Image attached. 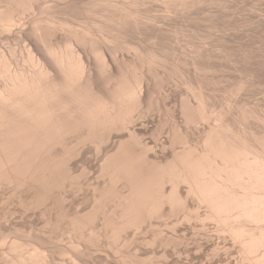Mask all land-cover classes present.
I'll list each match as a JSON object with an SVG mask.
<instances>
[{
  "label": "bare ground",
  "instance_id": "6f19581e",
  "mask_svg": "<svg viewBox=\"0 0 264 264\" xmlns=\"http://www.w3.org/2000/svg\"><path fill=\"white\" fill-rule=\"evenodd\" d=\"M0 1H3L5 4H1L2 6H0V32L6 34L18 30L16 33L19 39L21 38V43H24L22 47L25 46V54L23 53L25 58L23 59L22 57V59L24 60V64H26V67L21 68L20 65V67L18 66L19 63L15 62V65L17 64V67H15L11 62L13 58L10 60L5 55L0 54V81H2L0 84V191L4 194V190H6V192L7 190L10 191L7 192L8 194H5L7 195L6 198H10L11 200L14 198L13 201H18L15 196L17 197V195H20L22 197L23 194H26L28 197L25 198L23 196L26 201L23 200V204H20L19 207L25 206V210L30 211L33 205L35 206L33 208L34 210L32 209L33 211L31 212L33 214H35L34 212L36 210L38 211L43 207L42 212L44 214L43 217H45L46 214L44 213V209L47 206L48 208L45 209L46 211L54 206H50L51 204H54L55 201H59V203L55 205L58 208L67 198V195H65L66 197L63 195L67 192V188H74L76 184L77 186L79 185L76 182L78 175H74L76 172L73 171L76 170L74 161L79 160V158L83 156H104V158H101L102 162L99 164V169H97L100 170V177L104 182H102L103 180L100 181L103 185L101 184V186L98 184L99 186H97V192L93 199L94 201L92 200L95 204L93 203L94 206L91 205L93 208L89 213H87L88 210L84 214L81 213L82 215L74 212L76 214L72 215L68 222L71 224V232L77 230L75 232L76 235L77 233L79 235L83 232L86 233L85 229H89L88 226H91L93 221H96V217H100L101 215L104 222L103 228L105 229L104 234L106 237L109 238L108 233H110L111 240L119 241L124 237L125 233L123 232L125 231H127V233L129 230L140 232L142 227H145V224L146 226L148 224L149 228L152 227V222H154L153 220L155 219H159L161 222L163 220V223H167L164 222L165 220L168 221L167 218L175 219L176 217L175 223L171 222V225H174V232H176L175 228L177 225L182 228L184 227V233H180L183 234L182 238H180L177 233L173 235L178 237L174 236V238H170V234L166 233L165 235L163 231L158 232L154 238H161L157 240L161 241L160 243H163L164 246L172 245V247H174L176 245L178 249L177 243L185 240L186 237H184V235L192 236V234H194V236H192L194 242H192V244L190 241V245L192 246L188 247H190V250L191 248L195 249L194 253L192 251V254H194L193 257L196 256L195 259L200 260V262L196 260L198 264H264V115L260 114L261 112H257V110L255 111V109L251 110L247 108V110H245L243 107L237 108L238 112L234 114H236L235 118L236 120L238 119V123L234 124V122H236L235 120L231 123V119L229 118L230 120H228L227 117H225V113L227 112L223 111L224 109L222 110L224 113L220 112V110L219 112L216 111L214 105L212 106L210 103L211 99L209 100V97L207 98L205 95L202 96L204 84L201 83L200 78L202 77L201 74L203 72L205 73V70H207V67L205 68L202 66L203 64L198 63L197 60L199 58L197 60L195 58L191 61V65L197 88H189L192 85L187 88H189L188 91L192 88L195 89H193V92H195V98L198 99L197 106H194L192 102H190L191 99L185 101L184 104L181 102L183 106L180 110H182L181 115L183 120L182 122L180 120L181 126L174 123L175 125H173V127H171L172 130H170L172 132H167L168 134L171 133L170 135L165 134L166 132H164L160 125L161 122L158 124L161 127H157L156 125L155 129V122L153 123L154 127H150L151 125L149 126L146 124L148 117L159 112V108L163 106L159 105L163 102L161 100L162 98H160V103L158 102L159 98L155 99V96V98H152L153 92L151 91L152 93H150L151 81H149L151 78L155 82L156 80L154 78H157V81L160 80L158 71L162 67L161 64L163 62L161 58V53L163 52H161V50L163 48L160 47L159 43L161 40V31L163 30L160 29L162 28L159 21L160 17L158 18L156 12L158 13L161 6L165 8V11L168 13H194V11L197 10H205L207 6H211L212 8V5L216 6V2H220V0H52L54 3L51 2L52 4L48 6L45 5L44 7L38 4L45 0ZM37 6L49 11L48 18L46 17L47 19L42 20L41 18L36 19L32 16V20L30 19V22H28L29 26L22 24L24 21H21L23 16L34 11ZM88 7L89 10L100 19L94 21L90 26L83 25L84 27L80 28L74 27L65 19L61 20L56 17L59 13H68V11H77L79 9L86 10ZM83 13L85 12L83 11ZM89 22L91 23V21ZM22 25L24 26L22 27ZM131 30L132 32H136L134 37L137 35L136 38L140 36V39L144 37L143 35L145 33V36H148L149 32H151V36H149L150 39L148 40L149 37L142 38V43L138 42L136 44L132 41L129 43L127 38L131 36ZM146 30L148 32H145ZM129 32L131 33L129 34ZM60 33L64 34L60 36L62 39L58 38ZM127 34L129 36H127ZM30 36H32L33 39ZM63 36L66 37V43L63 41L65 38H63ZM140 39L139 41L141 42ZM143 39L149 42H145L144 44ZM59 40H62L63 43ZM10 49L11 48H9V50ZM127 52L130 56L133 53V56L131 59L125 60L122 54H127ZM196 52L198 53L197 50ZM13 54L17 56L14 52ZM119 54L122 58H119ZM129 55H126V59ZM15 60L17 61L16 57ZM179 64L180 62L178 65L173 64L175 66L174 69H178L175 72H179V66H181V64ZM165 71L164 69V72ZM175 72L173 74H176ZM163 75H161V77ZM183 75L184 74H182L181 77ZM182 79H184V76ZM186 81L187 80H185L184 84L189 85L190 81H188L189 84H186ZM155 82L154 84H156ZM161 83L164 85V82L160 80L158 83L160 87ZM158 84H156L157 89L162 91ZM241 85L242 84H240V86ZM240 86L237 85V88H240ZM152 89L154 91L155 88ZM196 90L199 91L197 92ZM163 91L161 93H163ZM194 101V103H196V100ZM233 112L231 109L228 111V114ZM159 114L161 113L159 112ZM154 116H156V114ZM152 120L154 121L155 119H151V121ZM150 128L153 130H150ZM164 128L166 129V127ZM161 133L167 136L164 138L165 140L161 138V136H165L163 134L161 135ZM147 136H150V141L152 140L157 146H151L149 141H146V139H149ZM193 137L196 140L195 143L192 142V140H194ZM148 156L172 157L163 163V161L158 160L159 157L157 159L153 157L154 159H152ZM83 159L85 158L80 160L82 161ZM96 162L97 159L95 162L93 161V163ZM78 165L79 167L81 166L80 163ZM88 165L90 167L92 164L89 162ZM82 168H84V166ZM85 168L82 170L83 174L86 173ZM83 176H81V179ZM91 178L93 179V177ZM169 186L170 190L168 189ZM76 188H79V186ZM0 194L2 195L1 192ZM5 195L3 196L4 198ZM8 195H10V197ZM3 197L1 198L0 196V203L2 199L4 202L7 200ZM55 197L57 200L53 201L52 198L55 199ZM76 197L78 199L79 196ZM10 199L6 201L7 204L6 202L4 204L7 207L12 205L10 207L11 209H9H13L14 212V210H18V206L16 205L17 201L14 204ZM90 199L91 198H89V200ZM46 201L47 204L51 201V204L46 206V203H44ZM8 202L11 205H9ZM2 203L0 205H2ZM37 207L41 208L37 209ZM54 207L53 210L56 208ZM0 208L4 209V207L1 206ZM21 210L22 209L19 211L21 212ZM25 210L23 213H26ZM5 212L7 213L8 211ZM20 212H14L13 217L20 218L21 214L22 217L32 215L30 213L28 214V212L26 214ZM60 212L62 213V209ZM17 213L18 215L15 216ZM1 214L5 215V213ZM61 215L63 216L64 214H58L59 218L57 217V219H60L62 217ZM11 217L8 221L7 219L9 217L7 214L4 216V218H6L5 220L3 217H0V224L4 225V221H7L6 224H12L9 222L10 220L12 221ZM29 217H23V222L27 223L28 220L26 222L24 219ZM101 217L98 219L100 220ZM20 220L19 224L17 223L18 226L21 223L24 224L21 222L22 220ZM60 220H62V218ZM56 221L58 223L56 225L59 226L60 221ZM193 222L196 223L195 226H193ZM28 223L31 224V221ZM10 224L7 226H10ZM167 224L170 225L169 222ZM182 224L185 225L183 226ZM169 225L166 227H169ZM21 226L22 225L15 228L20 230ZM72 226L74 229H72ZM172 226H170L169 229L173 230ZM12 227H14V225ZM95 227L98 228L97 225ZM10 228L11 227L8 229ZM38 228H36V230H40ZM6 229L7 228L4 230ZM17 231H15L16 234L19 233ZM20 231L22 232L23 228ZM25 231L27 230H24L23 233ZM210 231L213 232L211 235ZM1 232L2 231H0V233ZM11 232L14 233V231ZM31 232L33 231L31 230ZM26 233L27 232H25V234ZM27 234L29 235L31 233ZM104 234H102V236H104ZM2 235L3 238L1 237ZM2 235L0 236L1 249L3 246L8 245L7 240L4 239L6 235ZM28 235L25 237H28ZM168 235L170 237H168ZM53 238L54 240L56 239L55 237ZM82 238L84 237L82 236ZM126 239L127 238H125V241ZM58 241L60 240H57V243ZM91 242V244H93V240ZM220 242H223L225 245L227 243L228 245L231 244L233 250L229 251L230 247H224L225 250L223 251V244H221V247ZM123 243L125 244V242ZM148 244L150 245V241ZM24 245H26V243L22 244V242L17 240L11 241L9 246H7L8 253H16L18 255L13 257L15 254L11 256L5 253L8 258L6 259L4 254L5 260L2 261V263L0 261V264H46L50 262L47 261L46 251L43 252V249L46 250V247L39 246L43 248L41 251L39 247L33 245H30L31 247L27 245L24 247ZM75 245L74 248L76 250H78V248L80 249V244L78 246ZM28 247L30 249L33 247V250L31 249V251ZM172 247L171 249H173ZM25 248L29 249L31 252H28L29 250L27 249L25 251ZM176 248L174 247L175 250H177ZM88 249L89 248H87V250ZM137 249L135 251H137ZM174 249L173 251L175 254ZM173 251L171 250V252ZM180 252L178 251V253ZM178 253L175 254L176 257ZM157 255H159V253ZM180 256L181 255L177 258L173 257L175 259L173 261L176 264H183V260H181L182 257ZM49 257L51 256L49 255ZM100 259L98 257V260ZM143 260L141 259V261ZM185 260H188V257L187 259L185 258ZM89 261L91 260L89 259ZM53 262L56 263L55 260ZM185 262L187 264L190 263L189 261ZM194 263L197 264L196 262ZM136 264L138 263L136 262Z\"/></svg>",
  "mask_w": 264,
  "mask_h": 264
},
{
  "label": "rangeland",
  "instance_id": "374dc122",
  "mask_svg": "<svg viewBox=\"0 0 264 264\" xmlns=\"http://www.w3.org/2000/svg\"><path fill=\"white\" fill-rule=\"evenodd\" d=\"M54 1V0H53ZM52 0H45V1H41L40 2V4H38V5H40V6H42V7H44L45 5L46 6H48V5H50V4H52L51 2H53ZM261 1V2H260ZM48 2V3H47ZM246 2H248V3H246ZM54 3V2H53ZM222 4V5H220V4ZM244 3V4H243ZM4 4L3 3V1L1 2L0 1V6H2V5ZM226 4V5H225ZM257 4V5H256ZM5 5V4H4ZM216 6H214V5H212V8H211V6H207V8H205V10H197V11H194V13L192 12V13H186V14H183V13H181V12H171V13H168V12H166L165 11V8H162L161 6H160V9L158 10V13L156 12V14H158V18H159V21H160V26H162V28H160V29H162L163 31H161V36H160V38H161V40H160V47H162L163 49L161 50V52L163 53H161V58H162V60H163V62H162V64H161V68H160V72L158 71V75H160L159 77V79L161 80V81H163L164 82V85H162L163 83H161V87L159 86V81H157V78H154L155 80H156V82L155 81H153V79L151 78V79H149V81H151L150 83V93H152L153 95V97L152 98H155V99H157V98H159V103L161 102V100L163 101V102H161L159 105H163L161 108H159V112L161 113V114H159V112H156L155 114H156V116H157V114H158V116H157V121H156V116H154L155 114H153V116L151 115V116H149L148 117V119L146 120V124H148L150 127H154V124H155V127H154V129L156 128V125H157V127L159 126L158 124H159V122H161L160 123V125L162 126V129L164 130V132H166L165 134L166 135H170V134H168L169 133V131L170 130H172V128L171 127H173V125H175L174 123H177V124H179L180 125V120H181V122H182V115H181V111L182 110H180V109H182V106H183V104L185 103V101H189L190 99V102H192V104L194 105V106H197L196 104H198V99H196L195 98V92H193V89L194 88H197L196 87V81H195V76H194V72H193V69H192V62L191 61H193L195 58H196V60L198 61V63H201V64H203L202 66H204L205 68L207 67V70H205V73L203 72L201 75H202V77L200 78L201 79V83L202 84H204L203 85V90L205 91H203V95L202 96H206L211 102V104H212V106L214 105V108L216 109V111H218L219 112V110H220V112H222V113H224L223 111H225V112H227V113H225V117H227V119L228 120H230L231 121V123H233L234 122V120L236 121V122H234V124L236 123H238L237 121H238V119L236 120V114H234V113H237L238 112V109L237 108H242L243 107V109H245V110H247V108H249V109H255V111L257 110V112H261L260 114H263L264 115V0H220V2H216V4H215ZM244 5V6H243ZM38 7V6H37ZM37 7L34 9V11H31L30 13H28L27 15H25V16H23V18H22V20L21 21H23L22 22V24H25V25H27V26H29V23L28 22H30V19L32 18V16H33V18L35 17L36 19H42V20H45V19H47L48 18V13H49V11H47V10H44V8H42V7H38V9H37ZM223 7V8H222ZM230 7V8H229ZM210 8V9H209ZM236 8V9H235ZM243 8V9H242ZM261 8V9H260ZM164 9V10H163ZM215 9V10H214ZM163 10V11H162ZM210 10H211V12H210ZM214 10V11H213ZM45 11H47V12H45ZM83 11L85 12V13H83ZM205 11H208V12H205ZM236 11V12H235ZM44 12V13H43ZM82 12V13H81ZM238 12V13H237ZM246 12V13H245ZM177 13V14H176ZM179 13V14H178ZM196 13V14H195ZM198 13V14H197ZM34 14V15H33ZM67 14V15H66ZM160 14V15H159ZM163 14V15H162ZM169 14H170V16H169ZM202 14H203V16H202ZM260 14V15H259ZM31 15V16H30ZM36 15V16H35ZM171 15H173V16H171ZM189 15V16H188ZM199 15V16H198ZM211 15V16H210ZM253 15V16H252ZM262 15V16H261ZM96 16V17H95ZM193 16V17H192ZM208 16V17H207ZM241 16V17H240ZM25 17V18H24ZM37 17H39V18H37ZM44 17V18H43ZM47 17V18H46ZM56 17L58 18V19H65L66 21H68L71 25H73L74 27L76 26V27H78V28H80V27H84V26H90L94 21H97L99 18H98V16L97 15H95L92 11H90L89 10V7L86 9V10H81V9H79V10H74V11H68V13L67 12H65V13H59V14H57L56 15ZM156 17H157V15H156ZM172 19H171V18ZM192 17V18H191ZM196 17V18H195ZM247 17V18H246ZM251 17V18H250ZM259 17V18H258ZM78 18V19H77ZM157 18V19H158ZM170 18V19H169ZM181 18V19H180ZM209 18V19H208ZM220 18V19H219ZM261 18V19H260ZM96 19V20H95ZM164 21H163V20ZM224 19V20H223ZM32 20V19H31ZM85 20V21H84ZM100 20V19H99ZM184 20V21H183ZM216 20V21H215ZM20 21V22H21ZM26 21V22H25ZM89 21H91V23L89 22ZM159 21H158V25H159ZM253 21H254V23H253ZM81 22V23H80ZM89 23V24H87V23ZM163 22V23H162ZM169 22V23H168ZM184 22V23H183ZM212 22V23H211ZM217 22V23H216ZM248 23V24H247ZM21 24V23H20ZM81 24V25H80ZM189 26H188V25ZM241 24V25H240ZM84 25V26H83ZM182 25H183V27H182ZM195 25V26H194ZM249 25V26H248ZM24 25H22V27H23ZM26 26V27H27ZM164 26V27H163ZM167 26V27H166ZM177 26H179V27H177ZM210 26V27H209ZM262 26V27H261ZM190 27V28H189ZM243 27V28H242ZM249 27V28H248ZM247 28V29H246ZM254 28V29H253ZM185 29H187V30H185ZM190 29V30H189ZM213 29V30H212ZM236 29V30H235ZM259 29V30H258ZM211 30V31H210ZM18 30H16V32H17ZM166 31V32H165ZM177 31V32H176ZM183 31V32H182ZM243 31V32H242ZM16 32H13V33H16ZM131 32H132V30H131ZM131 32H129V34L131 33ZM134 32V33H133ZM130 35L131 36H129L128 34H127V36H129V38H127L128 40H129V43H131L130 41H132V42H134V43H142V38H148L149 36H151L150 35V33L151 32H149V34H148V36L146 35L145 36V32H148L147 30L145 31V32H143V33H145L143 36L144 37H141V39L139 38V37H137V38H139L140 40H141V42L139 41V39H137L136 38V36L134 37V35H135V31H133ZM163 32V33H162ZM209 32V33H208ZM13 33H6V34H3V33H1L0 32V54H3V55H5L7 58H9L10 60H11V62L13 63V65H15V62L16 63H19L18 64V66L20 65L21 66V68L23 67H26V64H24V58H25V49H24V47H22V45H24V43L22 44L21 43V41H20V39H19V37H18V35H17V33L16 34H13ZM179 33V34H178ZM217 33V34H216ZM232 33V34H231ZM171 34V35H170ZM178 34V35H177ZM62 35H64V34H59L58 35V38L59 39H62V37L60 38V36H62ZM168 35V36H167ZM175 35V36H174ZM187 35V36H186ZM198 35V36H197ZM249 35V36H248ZM258 35V36H257ZM3 36V37H2ZM170 36V37H169ZM179 36V37H178ZM190 38H189V37ZM213 36V37H212ZM30 37H32V36H30ZM65 36H63V38H64ZM199 37V38H198ZM260 37V38H259ZM16 38V39H15ZM240 38V39H239ZM8 39V40H7ZM15 39V40H14ZM32 39H33V37H32ZM66 39V37L63 39V41H64V43H66V41L67 40H65ZM150 39V37L148 38V40ZM206 39H207V41H206ZM3 40V41H2ZM128 40H126V41H128ZM148 40H145L144 41V39H143V42H144V44H145V42L147 43V42H149ZM194 40V41H193ZM248 40V41H247ZM14 41V42H13ZM22 41H23V39H22ZM59 41H61L62 42V40H59ZM137 41V42H136ZM203 41V42H202ZM234 41V42H233ZM10 44H9V43ZM218 42V43H217ZM12 43V44H11ZM18 43V44H17ZM63 43V42H62ZM133 43V44H134ZM202 43V44H201ZM220 43V44H219ZM248 43V44H247ZM7 44H8V46H7ZM149 44V43H148ZM174 44H175V46H174ZM240 44V45H239ZM246 44V45H245ZM251 44V45H250ZM180 45V46H179ZM201 45H202V47H201ZM215 45V46H214ZM224 45V46H223ZM7 48H6V47ZM210 46V47H209ZM245 46H246V48H245ZM181 47V48H180ZM225 47V48H224ZM255 49H254V48ZM6 48V49H5ZM9 48H11L10 50H9ZM186 48V49H185ZM195 48V49H194ZM208 48V49H207ZM229 48V49H228ZM179 49V50H178ZM194 49V50H193ZM203 49V50H202ZM216 49V50H215ZM222 51H221V50ZM233 49V50H232ZM253 49V50H252ZM21 50H23V51H21ZM196 50L198 51V53L196 52ZM201 50V51H200ZM207 50V51H206ZM210 50V51H209ZM218 50H220V51H218ZM11 51V52H10ZM15 53V55H17V56H14V54H13V52ZM169 51V52H168ZM217 51H218V53H217ZM230 51V52H229ZM5 52V53H4ZM166 52V53H165ZM172 52V53H171ZM226 52V53H225ZM24 53V54H23ZM174 53V54H173ZM191 53H192V55H193V57H192V55H191ZM206 53H207V55H206ZM220 53V54H219ZM224 53V54H223ZM234 53V54H233ZM23 54V55H22ZM120 54H122V53H120ZM120 54H119V58H122L121 56H120ZM133 54V53H132ZM131 54V56L128 54V52H127V54H122V56H124L125 58V60H128L129 58L131 59L132 58V55ZM177 54V55H176ZM195 54V55H194ZM126 55H129L128 56V58L126 59ZM180 55V56H179ZM188 55V56H187ZM221 55V56H220ZM225 55V56H224ZM227 55H229V56H227ZM253 55V56H252ZM14 56V57H13ZM165 56V57H164ZM173 56H175V57H173ZM191 56V57H190ZM263 56V57H262ZM15 57H16V59H17V61L15 60ZM19 57V58H18ZM22 57H23V59H22ZM184 57H186V58H184ZM193 58V59H192ZM214 58V59H213ZM123 59V60H124ZM165 59V60H164ZM167 59V60H166ZM174 59V60H173ZM178 59H179V61H178ZM181 59V60H180ZM228 59V60H227ZM240 59V60H239ZM20 60V61H19ZM122 60V59H121ZM203 60V61H202ZM209 62H208V61ZM257 60V61H256ZM14 61V62H13ZM166 61V62H165ZM205 61V62H204ZM232 61V62H231ZM180 62V64H181V66H179L180 68H179V72L177 71V72H175L176 70H178V69H174L175 68V66L174 65H178V63ZM222 62V63H221ZM225 62H227V63H225ZM232 63V64H231ZM235 63V64H234ZM248 63V64H247ZM173 65V66H171V65ZM179 64V65H180ZM188 64V65H187ZM24 65V66H23ZM19 66V67H20ZM164 66V67H163ZM225 66V67H224ZM15 67H17V64L15 65ZM172 67V68H171ZM178 67V66H177ZM185 67V68H184ZM209 67V68H208ZM213 67V68H212ZM170 68V69H169ZM203 68V67H202ZM161 69H162V71H161ZM164 69L166 70L165 72H164ZM172 69H173V71H172ZM187 71H186V70ZM226 69V70H225ZM212 70V71H211ZM237 70V71H236ZM252 70V71H251ZM180 71H181V73L182 74H184L183 76H184V79L185 80H187L186 81V84L188 83L189 84V82L188 81H190V84L189 85H185L184 83H185V80L184 79H182V77H181V73H180ZM183 71V72H182ZM209 71V72H208ZM230 71V72H229ZM164 72V73H163ZM169 72V73H168ZM176 73V74H173V73ZM177 73H178V75H177ZM180 73V74H179ZM209 75H208V74ZM240 73V74H239ZM165 76H164V75ZM169 74H171V75H169ZM205 74V75H204ZM161 75H163L162 77H161ZM216 75V76H215ZM241 75V76H240ZM169 76H170V78H169ZM205 76V77H204ZM173 77V78H172ZM175 77V78H174ZM179 77H180V79H179ZM229 77V78H228ZM176 78H177V80H176ZM187 78V79H186ZM194 78V79H193ZM228 78V79H227ZM170 79V80H169ZM191 79V80H190ZM1 80V79H0ZM166 80V81H165ZM173 80V81H172ZM204 80V81H203ZM169 81V82H168ZM171 81V82H170ZM154 82L156 83V84H158V86L162 89V91H163V93H161L162 91L161 90H158L157 89V86H156V84H154ZM158 82V83H157ZM167 82V83H166ZM247 82V83H246ZM2 83V81H0V84ZM177 83V84H176ZM238 83V84H237ZM240 84H242L241 86L243 87H241L240 86ZM183 85H185V86H183ZM190 85H192V86H190ZM194 85V86H193ZM237 85L238 86H240V88H237ZM246 85V86H245ZM250 85V86H249ZM154 86V87H153ZM168 86V87H167ZM182 86V87H181ZM188 86H190L189 88H191V87H194V88H192V89H190L189 91H188V89L189 88H187ZM208 86V87H207ZM163 87V88H162ZM167 87V88H166ZM185 87V88H184ZM255 87V88H254ZM152 88H155L154 89V91H153V89ZM159 88V89H160ZM179 88V89H178ZM234 88H236V89H234ZM245 88H246V90H245ZM181 89V90H180ZM169 90V91H168ZM183 90V91H182ZM195 90V89H194ZM232 90V91H231ZM152 91V92H151ZM158 91H160V92H158ZM171 91V92H170ZM181 91V92H180ZM197 92L199 91V90H196ZM226 91H227V93H226ZM244 91V92H243ZM158 92V93H157ZM165 92V93H164ZM168 92H169V94H168ZM177 92V93H176ZM188 92V93H187ZM192 93V94H190V93ZM230 92H232V93H230ZM235 92V93H234ZM237 92V93H236ZM250 92V93H249ZM154 93H155V95H154ZM160 93H161V95H160ZM167 93V94H166ZM194 93V94H193ZM209 93V94H208ZM213 93V94H212ZM230 93V94H229ZM234 93V94H233ZM187 94V95H186ZM226 94V95H225ZM229 96H228V95ZM239 94V95H238ZM151 95V94H150ZM149 95V96H150ZM160 95V96H159ZM189 95V96H188ZM194 95V96H193ZM232 95V96H231ZM155 96V97H154ZM162 96V97H161ZM167 96H168V99H167ZM171 96V97H170ZM216 96V97H215ZM225 96V97H224ZM234 96V97H233ZM188 97V98H187ZM190 97V98H189ZM194 98V100H196V103H194L195 101L193 100V98ZM241 97H243V98H241ZM151 98V97H150ZM160 98H162L161 100H160ZM180 99V100H179ZM182 99H183V101H182ZM186 99V100H185ZM232 100V101H231ZM154 101H156V100H154ZM153 101V102H154ZM171 101V102H170ZM165 102V103H164ZM177 102V103H176ZM183 104H182V103ZM233 102V103H232ZM235 102V103H234ZM180 103V104H179ZM214 103V104H213ZM231 103V104H230ZM259 103V104H258ZM154 104H157V103H154ZM177 104V105H176ZM182 104V105H181ZM223 104V105H222ZM227 107H226V106ZM231 105V106H230ZM165 106H167V107H165ZM170 106V107H169ZM240 106V107H239ZM176 107V108H175ZM232 107V108H231ZM229 110H231L232 109V112L233 113H231V114H228V109ZM231 108V109H230ZM171 109V110H170ZM224 109V110H223ZM248 109V110H249ZM260 109V110H259ZM161 110V111H160ZM175 110V111H174ZM179 110V111H178ZM223 110V111H222ZM171 112V113H170ZM233 115V116H232ZM152 117V118H151ZM168 118V119H167ZM170 118V119H169ZM178 118V119H177ZM230 118V119H229ZM151 119H155L154 121L152 120L151 121ZM170 120V121H169ZM166 121V122H165ZM174 121V122H173ZM155 122V123H154ZM170 122V123H169ZM154 123V124H153ZM157 123V124H156ZM164 123H167V124H164ZM172 123V124H171ZM182 124V123H181ZM161 126H159V127H161ZM166 127V129L164 128V127ZM181 126V125H180ZM152 128H150V130H151ZM169 129V130H168ZM153 130V129H152ZM168 132V133H167ZM170 132H172V131H170ZM163 133H161V135H162ZM165 134H163V135H165ZM161 136V138L163 139V140H165L164 138L165 137H167V136ZM147 138H149V139H146V141L148 140L149 141V143L151 144V146H157L154 142H152V140L150 141V136L148 137L147 136ZM194 138V137H193ZM153 143V145H152V143ZM192 142H196V140H195V138H194V140H192ZM146 143V142H145ZM149 143H147L148 145H150ZM91 157V158H90ZM149 158H152V159H154V158H158L159 157V159L158 160H160V161H163V163H165L167 160H169V159H171L170 157H172V156H148ZM154 157V158H153ZM82 158H85V159H83L82 161L80 160V159H82ZM82 158H79V160H75L74 162H75V169L76 170H73V171H75L76 172V174H74V175H78L77 176V183L79 184L78 186H79V188H76V187H78L77 186V184H76V187H74V188H67V192H65V193H67V194H63L64 195V197H66L65 195H67V198H66V200L65 201H63V203L61 204V202H60V204L61 205H59V207L57 208L55 205H56V203H59V201H55V200H57V198L55 197V199H53L52 198V200L53 201H55V203L54 204H51V201H49L48 202V204H47V201L50 199H48L46 202H44V203H46L45 205L47 206V205H50V206H53L54 208H55V210H53V207L50 209H48V211H46L45 209L46 208H48V206L44 209V213L46 214L45 215V217H43V212H42V210H43V207H42V209H40L39 207H37V209L39 208L40 210H36L34 213L35 214H33V213H31L34 209V207L35 206H33L32 205V208H30V211H26L25 210V206L23 207V206H21V208L19 207L20 206V204L22 205L23 203V200H25L26 201V199H24V197L26 198V197H28L26 194H23L22 195V197L20 196V195H17V197L15 196V198L16 199H18V201L16 202V201H13L14 200V198L11 200L10 198H6V196L7 195H5L7 192H10L9 190H7V192H6V190H4L5 191V194L2 192V191H0L1 193H2V195L4 194L5 195V198L0 194V196H1V198L3 197L5 200L7 199H10V201L11 202H14V204H15V202H16V205L18 206L17 208H18V210H14V212H17L18 211V213L20 212L19 210L20 209H22L23 210V208H24V210L26 211V213L28 212V214L30 213V214H32V215H28V216H23L24 218H26V217H29V218H27V219H24L26 222H27V220H28V222H30L31 221V224L30 223H25V222H23V217H22V214L20 215L21 217V220H20V218H18V217H13L14 216V212H13V209L12 210H10L11 208V204H9V202H8V204L9 205H11L10 207H7V206H5V202L7 201H3V199H2V201H3V203H2V201H1V203H2V205H0L1 207H4V209H1L0 208V210H1V212H0V217H3L4 218V216H6V214H7V216L9 217L8 219H7V221L10 219V217L12 218V221L10 220L9 222H11L12 224H10V223H8V224H6V222L4 221V225H2V224H0V227L1 228H3V229H1L0 231H2L1 233L2 234H5L6 235V237H4V239L5 240H7V244L8 245H6V246H3L2 247V249L0 248V261H1V263H2V261H4L5 260V257L7 256L6 254L8 253V247L7 246H9V244L11 243V241H13V240H17V241H19V242H22V244L23 243H26V245L27 244H29V245H27V246H36V247H46L45 249L46 250H44L43 248H40V250L41 249H43V252L44 251H46V254H47V261H50V262H47L46 264H53L54 262V260H55V262L56 263H54V264H62V263H64V264H75V262H76V264H94L95 262L97 263V264H102L103 263V261H104V263L105 264H118V262H119V264H136V262L138 263V264H176L173 260H175L173 257H176V253H178V251L180 252V253H178L179 255H181L180 257H182L181 258V260H183L182 262H183V264H185L186 262L185 261H189L190 263L189 264H195L194 262H196L197 264H198V262H200V260H198V259H195L196 258V256L195 257H193L194 256V254H192V251H193V253H194V251H195V249L194 248H191V250H190V247H188V246H192V245H190V241H191V243L192 242H194V239L192 238V236H194V234H192V236L191 235H189V236H185L184 235V237H186L185 238V240H180L181 242H178L177 243V247H178V249L176 248V245L174 246L177 250H175L174 249V247H172V245H165L164 246V244L162 243H160L161 241H158V240H160L161 238H157V239H155L154 237H155V235L158 233V232H162L163 231V233L166 235V233L167 234H170V236L168 235V237H170V238H174V236H176V235H173L174 233L176 234H178V236H180V238H182V235L183 234H180L181 232L182 233H184L183 231H184V227L182 228L181 226H178L177 225V227L175 228V231L176 232H174V225L172 226L171 225V222H173V223H175V221H176V217H175V219L174 218H172V219H170V218H167V220L168 221H164V222H169L170 223V225L169 224H167V223H163V220H162V222H161V220H159V219H155V220H153L154 222H152L153 223V226L152 227H150L149 228V225L147 224V226H146V224L144 225L145 227L143 228L142 227V229L140 230V232H135L134 230H129L128 231V233H127V231H125V232H123V233H125L124 234V237L122 238V239H120L119 241H115V240H111L110 239V237H111V234L110 233H108V235H109V238H107L106 237V235L104 234L105 233V229L103 228L104 226V222H103V218L101 217V215H100V217H101V219L99 220L98 218H100V217H96L97 219H95L96 221L94 222L93 221V224H91V228L88 226V228L90 229H85L86 230V233H87V235H86V233L85 232H83V233H81V234H84V235H79L78 233H77V235H76V231L75 232H71L72 230H71V224L70 223H68L69 222V220H70V217H72V215H75L76 213L78 214H80V215H82L81 213H85V212H87V210H88V212L87 213H89V211H91L92 210V206H94V204H95V202H93L94 200V196H95V194H96V189H97V186H99V185H103V183L102 182H104V180L103 179H101V177H100V170H97V169H99V164L102 162V159L101 158H104V156H83ZM87 158V159H86ZM77 159V158H76ZM97 159V162L96 163H93V161L95 162V160ZM100 159H101V161H100ZM87 161V162H86ZM78 162V163H77ZM90 162V164H92L90 167H89V165H88V163ZM99 162V163H98ZM73 163V162H72ZM77 163V164H76ZM81 164V168L79 167V165L78 164ZM97 163H98V165H97ZM74 164V163H73ZM86 165H88V166H86ZM84 166V168H85V172L86 173H84L83 174V169L84 168H82ZM94 166H96V167H94ZM89 167V168H88ZM92 167V168H91ZM78 168V169H77ZM87 170V171H86ZM90 170H91V172H90ZM78 171V172H77ZM79 171H82V172H79ZM89 171V172H88ZM93 171V172H92ZM74 172V173H75ZM99 172V173H98ZM82 173V174H81ZM88 173V174H87ZM90 173V174H89ZM97 173H98V175H97ZM96 174V175H95ZM85 177H84V176ZM81 176H83L82 177V179H81ZM93 177V179L91 178V177ZM90 177V178H89ZM97 177V178H96ZM83 178H84V180H83ZM86 179V180H85ZM89 179V180H88ZM97 179V180H96ZM103 180V181H102ZM91 181V182H90ZM98 181V182H97ZM100 181H102V182H100ZM96 182V183H95ZM93 183H94V185H93ZM86 184H87V186H86ZM95 184H96V186H95ZM99 184V185H98ZM80 185H82V186H80ZM101 185V186H102ZM90 186V187H89ZM100 186V187H101ZM82 188V190H81V188ZM85 187V188H84ZM94 188V190H95V192H94V190H93V188ZM168 188V187H167ZM93 191H92V190ZM169 190H170V186H169V188H168ZM85 190V191H84ZM87 190V191H86ZM69 191V192H68ZM77 191V192H76ZM82 191V192H81ZM76 194H75V193ZM92 192V193H91ZM69 193V194H68ZM82 193V194H81ZM92 195H91V194ZM8 194V193H7ZM10 194V193H9ZM94 194V195H93ZM13 195V194H12ZM69 195V196H68ZM74 195V196H73ZM85 195V196H84ZM89 195V196H88ZM9 197H10V195H8ZM71 196H72V198H71ZM76 196H79L78 197V199H77V197ZM12 197V196H11ZM14 197V196H13ZM21 197V198H20ZM87 199H86V198ZM93 197V198H92ZM0 198V199H1ZM83 198V199H82ZM89 198H91L90 200H89ZM20 199V200H19ZM28 199V198H27ZM65 199V198H64ZM75 199V200H74ZM83 201H82V200ZM28 200H30V199H28ZM72 200V201H71ZM87 200H88V203H87ZM93 200V201H92ZM53 201H52V203H53ZM66 202V203H65ZM86 202V203H85ZM91 202H92V204H91ZM0 203V204H1ZM65 203V204H64ZM76 203H78V204H76ZM80 203V204H79ZM90 203V204H89ZM94 203V204H93ZM6 204H7V202H6ZM13 204V203H12ZM19 204V205H18ZM69 204H71V205H69ZM83 204H85V205H83ZM4 205V206H3ZM8 205V206H9ZM64 205V206H63ZM81 205V206H80ZM90 205V206H89ZM92 205V206H91ZM40 206H42V205H40ZM62 208H61V207ZM80 208H79V207ZM84 206V207H83ZM88 206V207H87ZM23 207V208H22ZM76 207V208H75ZM83 207V208H82ZM89 207H91V208H89ZM7 208V209H6ZM10 208V209H9ZM14 208V207H13ZM16 207L14 208V209H17ZM62 209V213L60 212L61 211V209ZM71 208V209H70ZM75 208V209H74ZM29 209V208H28ZM33 209V210H32ZM22 210H21V212H22ZM24 210H23V212H24ZM66 210V211H65ZM72 210V211H71ZM76 210V211H75ZM79 210H81V211H79ZM84 210V211H83ZM5 211H8L7 213L5 212ZM59 211V212H58ZM79 211V212H78ZM12 212H13V214H12ZM20 212V213H21ZM22 212V213H23ZM38 212V213H37ZM41 212V213H40ZM52 212V213H51ZM74 212H76V213H74ZM1 213H5V215L4 214H1ZM18 213L15 215V216H17L18 215ZM26 213H23V214H26ZM40 213V214H39ZM72 213H74V214H72ZM58 214H64L61 218H62V220L64 221H62V220H60V219H57V217L59 218V216H58ZM33 215H34V217H33ZM49 215V216H48ZM64 216H66V217H64ZM64 217V218H63ZM68 217V218H67ZM16 218H18V219H16ZM54 218H55V220H54ZM2 219V218H1ZM6 218H4V220H5ZM13 219H14V222H13ZM18 221H16V220ZM30 219H33V220H30ZM53 219V220H52ZM170 219V220H169ZM19 220L21 221V222H23L24 224H20V225H22L21 226V228H20V230H22V228H23V231L24 230H27V231H25V232H27V233H31V234H25V232L23 233V231L21 232L18 228H15V227H19L18 225H17V223L19 224ZM30 220V221H29ZM56 220H59L60 221V223H59V226H57L56 224H58L57 223V221ZM158 220H159V222H158ZM174 220V221H173ZM2 221H3V219H2ZM50 221V222H49ZM56 221V222H55ZM66 221H67V223H66ZM33 222V223H32ZM49 222V223H48ZM63 222V223H62ZM98 222V223H97ZM181 223H183L182 221H180ZM0 223H1V220H0ZM14 223V224H13ZM46 223H47V225H46ZM180 223V224H181ZM195 222H193V226H195L196 225V223L194 224ZM6 224V225H5ZM10 224V226H7V225H9ZM29 224H30V226H29ZM54 224V225H53ZM95 224V225H94ZM98 224H100V225H98ZM160 224V225H159ZM166 224V225H165ZM179 224V223H178ZM14 225V227H12ZM15 225H17V226H15ZM24 225V226H23ZM29 226V227H26V226ZM36 227H35V226ZM43 225V226H42ZM46 227H45V226ZM66 225H67V227H66ZM98 226V228L97 227H95V226ZM167 225H169V227L170 226H172L173 227V230H171V229H169V227H166ZM183 226L185 225V224H182ZM4 226V227H3ZM32 226V227H31ZM38 226H39V228H38ZM158 226V227H157ZM9 227H11L10 229H8ZM45 228V230H44V228ZM52 227V228H51ZM57 227V228H56ZM101 227V228H100ZM5 228H7L10 232L11 231H14V233L13 232H9L7 229V231L6 230H4ZM30 228V229H29ZM36 228H38V229H40V230H36ZM49 228V229H48ZM61 229V230H59V229ZM63 228H66V229H63ZM69 228V229H68ZM94 228V229H93ZM12 229H15V230H12ZM19 230V231H17V230ZM52 229V230H51ZM57 229V230H56ZM72 229H74L73 228V226H72ZM97 229V230H96ZM164 229V230H163ZM183 229V230H182ZM4 230V231H3ZM31 230L33 231V232H31ZM51 230V231H50ZM63 230V231H62ZM84 230V231H85ZM104 231V232H102V231ZM154 230V231H153ZM169 230V231H168ZM182 230V231H181ZM211 230V229H210ZM15 231H17V232H19V233H17L16 234V232ZM30 231V232H29ZM37 231V232H36ZM43 231V232H42ZM89 231H91V232H89ZM133 231V232H132ZM143 231V232H142ZM179 231V232H178ZM3 232H5V233H3ZM42 232V233H41ZM79 232V231H78ZM136 234H135V233ZM0 233V236L2 235ZM8 233H10V234H8ZM34 233V234H33ZM73 233V234H72ZM97 233V234H96ZM100 233V234H99ZM211 233H213L212 231H210V235H211ZM8 234V235H7ZM14 234V235H13ZM16 234V235H15ZM21 234V235H20ZM23 234V235H22ZM44 236H43V235ZM56 234V235H55ZM57 234H58V236H57ZM64 234V235H63ZM90 234V235H89ZM92 234V235H91ZM102 234H104V236H102ZM107 234V233H106ZM14 237H13V236ZM20 235V236H19ZM28 235V237H25V236H27ZM39 235V236H38ZM61 235V236H60ZM67 235H69V236H67ZM94 235V236H93ZM99 235H101V236H99ZM123 235V234H122ZM126 235V236H125ZM131 236V238H130V236ZM46 236V237H45ZM48 236V237H47ZM52 238H51V237ZM80 236V237H79ZM82 236L84 237V238H82ZM129 236V237H128ZM178 236H176V237H178ZM191 236V237H190ZM2 238H3V235L1 236ZM8 237V238H7ZM18 237H20V238H18ZM35 237V238H34ZM40 237H41V239H40ZM53 237H55L56 239L54 240V238ZM62 237H64V238H62ZM66 237V238H65ZM98 237V238H97ZM101 237H103V238H101ZM165 237H167V236H165ZM215 237V236H214ZM24 238H26V239H24ZM29 238V239H28ZM34 238V239H33ZM45 238V239H44ZM58 238V239H57ZM71 238V239H70ZM86 238H87V241H86ZM89 238V239H88ZM91 238V239H90ZM95 240H94V239ZM125 238H127L126 239V241H125ZM150 238V239H149ZM156 240H154V239ZM190 238H191V240H190ZM205 238V237H204ZM204 238H203V241H204ZM4 239H2V240H4ZM22 239H23V241H22ZM30 239H32V240H30ZM40 239V240H39ZM52 239V240H51ZM74 239V240H73ZM85 239V240H84ZM96 239H98V240H96ZM99 239H100V241H99ZM102 239V240H101ZM138 239V240H137ZM147 239V240H146ZM4 240V241H5ZM48 240V241H47ZM57 240H60V241H58V243H57ZM72 240V241H71ZM76 240V241H75ZM93 240V244H91L92 241ZM105 240V241H104ZM124 240V241H123ZM143 240V241H142ZM193 240V241H192ZM37 241V242H36ZM47 241V242H46ZM72 243H71V242ZM77 241H78V243H77ZM82 241H83V243H82ZM90 241V242H89ZM95 241V242H94ZM115 241V242H114ZM128 241V242H127ZM146 241H147V244H146ZM149 241H150V245L148 244L149 243ZM189 243H188V242ZM202 241V240H201ZM10 242V243H9ZM29 242V243H28ZM52 242V243H51ZM74 242V243H73ZM76 242V243H75ZM86 242V243H85ZM89 242V243H88ZM107 242V243H106ZM114 242V243H113ZM123 242H125V244L123 243ZM131 242V243H130ZM224 242V241H223ZM223 242H220V245L221 244H223V247H222V245H221V247L223 248V251L225 250V248H229L230 247V249H229V251L231 250H233V247H232V245L231 244H229L228 245V243L225 245ZM33 243V244H32ZM34 243H36V244H34ZM46 243V244H45ZM51 243V244H50ZM83 245H82V244ZM106 243V244H105ZM120 243H122V244H120ZM55 244V245H54ZM57 244V245H56ZM71 244V245H70ZM79 245L80 244V249L78 248V250H76L75 248H74V245ZM137 244V245H136ZM189 244V245H188ZM193 244V243H192ZM26 245H24V247L26 246ZM54 245V246H53ZM75 245V246H76ZM95 245V246H94ZM140 245V246H139ZM30 246V247H31ZM72 246V247H71ZM90 246V247H89ZM92 246H94V247H92ZM108 246H109V248H108ZM113 246H116V247H113ZM127 246V247H126ZM138 246V247H137ZM185 246V247H184ZM35 247V248H36ZM49 247H50V250H49ZM81 247H82V249H81ZM84 247V248H83ZM89 248L88 250H87V248ZM101 247V248H100ZM113 247V248H112ZM119 247V248H118ZM129 247H131V248H129ZM133 247V248H132ZM141 247V248H140ZM147 247V248H146ZM171 247L175 250V254H174V251H173V249H171ZM188 247V248H187ZM225 247V248H224ZM29 248V247H28ZM38 248V249H39ZM55 248V249H54ZM86 248V249H85ZM92 250H91V249ZM125 248V249H124ZM138 248V249H137ZM151 248V249H150ZM152 248H154V249H152ZM159 248H160V250H159ZM165 248V249H164ZM182 248V249H181ZM183 248H185V249H183ZM26 249L27 248H25V251H26ZM30 249V248H29ZM29 249H27V250H29ZM32 250H33V247L31 248ZM30 249V250H31ZM69 249H71V250H69ZM124 249V250H123ZM130 249V250H129ZM137 249V251H135ZM145 249H147V250H145ZM150 249V250H149ZM157 249V250H156ZM193 249V250H192ZM28 251V252H31V251ZM64 250V251H63ZM66 250V251H65ZM81 250H84V251H81ZM95 250H97V251H95ZM121 250V251H120ZM154 250V251H153ZM171 250L173 251V252H171ZM42 251V250H41ZM77 251V252H76ZM80 251V252H79ZM94 251V252H93ZM102 252V254H101V252ZM111 251V252H110ZM114 251H115V253H114ZM125 251V252H124ZM153 251V252H152ZM177 251V252H176ZM227 251V250H226ZM9 252H10V250H9ZM79 252V253H78ZM90 252V253H89ZM124 252V253H123ZM128 252V253H127ZM136 254H135V253ZM141 254H140V253ZM145 253V255H144V253ZM164 252V253H163ZM3 253V254H2ZM6 253V254H5ZM11 253V252H10ZM13 253V252H12ZM54 253V254H53ZM112 253H113V255H112ZM147 253V254H146ZM154 253V254H153ZM159 253V255H157ZM5 254V255H4ZM9 254V253H8ZM15 254V255H14ZM14 254H9V255H11V256H13V257H15V256H17L18 254H16V253H14ZM45 254V255H46ZM56 254V255H55ZM67 254V255H66ZM70 254H71V256H70ZM80 254V255H79ZM85 254V255H84ZM123 254V255H122ZM126 254V255H125ZM150 254V255H149ZM163 254V255H162ZM167 254V255H166ZM169 254V255H168ZM177 254V257L179 256ZM185 254V255H184ZM5 257H4V256ZM49 255L51 256V257H49ZM87 255V256H86ZM90 257H89V256ZM98 255V256H97ZM103 255V256H102ZM115 255V256H114ZM119 255V256H118ZM121 255V256H120ZM125 255V256H124ZM137 257H136V256ZM148 255V256H147ZM155 255V256H154ZM161 255V256H160ZM11 256H10V258H11ZM86 256V257H85ZM104 256H106V257H104ZM108 256V257H107ZM127 256V257H126ZM145 256H147V257H145ZM150 256V257H149ZM154 256V257H153ZM163 256V257H162ZM167 256V257H166ZM169 256V257H168ZM49 257V258H48ZM75 257V258H74ZM97 257V258H96ZM98 257H99V259H100V257H101V261L100 260H98ZM111 257V258H110ZM140 257V258H139ZM149 257V258H148ZM162 257V258H161ZM176 257V258H177ZM187 257H188V260H185V258L187 259ZM193 257V258H192ZM4 258V259H3ZM8 257H6V259H7ZM50 258H51V260H50ZM73 258V259H72ZM93 258V259H92ZM105 258V259H104ZM107 258V259H106ZM122 260H121V259ZM128 259V261H127V259ZM131 258V259H130ZM134 258H136V259H134ZM137 258H138V260H137ZM157 258V259H156ZM172 258V259H171ZM192 258V259H191ZM3 259V260H2ZM54 259V260H53ZM78 259V260H77ZM80 259V260H79ZM86 259V260H85ZM89 259L91 260V261H89ZM104 259V260H103ZM117 259V260H116ZM119 259H120V261H119ZM141 259L143 260V261H141ZM148 259V260H147ZM154 259V260H153ZM109 260V261H108ZM124 260V261H123ZM133 260V261H132ZM148 262H147V261ZM156 260V261H155ZM190 260H192V261H190ZM196 260H198V262L196 261ZM86 261V262H85ZM106 261H108V262H106ZM114 261H116V262H114ZM121 261H122V263H121ZM130 261H132V262H130ZM165 261V262H164ZM168 261V262H167ZM194 261V262H193ZM68 262V263H67ZM73 262V263H72ZM102 262V263H101ZM150 262V263H149ZM153 262V263H152ZM162 262V263H161ZM192 262V263H191ZM95 263V264H96ZM103 263V264H104ZM187 264V263H186Z\"/></svg>",
  "mask_w": 264,
  "mask_h": 264
}]
</instances>
